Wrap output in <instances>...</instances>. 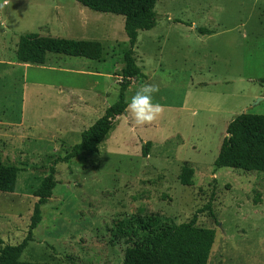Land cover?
I'll return each instance as SVG.
<instances>
[{"label": "rangeland", "instance_id": "1", "mask_svg": "<svg viewBox=\"0 0 264 264\" xmlns=\"http://www.w3.org/2000/svg\"><path fill=\"white\" fill-rule=\"evenodd\" d=\"M154 11L156 25L140 30L134 47L145 77L125 99L156 84L162 114L139 125L126 108L98 151L55 165L57 183L21 260L122 264L130 244L116 234L119 220L155 214L180 223L196 213V225L215 232L207 264H264V171L214 166L229 121L264 114V0H156ZM123 22L77 0H0V156L19 168L14 191H0L4 244L26 235L51 160L116 100ZM28 32L98 40L102 55L20 62L16 44Z\"/></svg>", "mask_w": 264, "mask_h": 264}, {"label": "trees", "instance_id": "2", "mask_svg": "<svg viewBox=\"0 0 264 264\" xmlns=\"http://www.w3.org/2000/svg\"><path fill=\"white\" fill-rule=\"evenodd\" d=\"M80 4L100 12L122 15L123 29L128 47L123 53L124 65L120 69L116 100L80 134V140L73 144L63 156L53 158L47 174L34 190L36 200L30 215L28 230L17 244H4L0 238V264H60L21 260L20 255L32 239V230L41 220V206L52 194L57 183L55 165L68 162L79 151H98L99 144L114 128L115 120L126 112L125 91L136 79L145 77L134 56V47L140 30H148L156 23L154 11L156 0H77ZM102 44L93 39H74L61 36L40 35L28 32L19 35L15 49L20 62L43 64L47 53L99 59ZM150 141L141 147L147 155ZM214 166L264 171V114L240 112L227 124ZM19 168L2 161L0 156V191L13 192ZM191 171L183 166L179 174L182 184L188 181ZM257 202L256 200L254 201ZM210 209V204H206ZM204 209H199L202 212ZM212 216V211H210ZM197 214L187 221L162 222L155 214L138 215L132 220H119L116 234L130 245L123 253L122 264H207L214 241V229L196 225Z\"/></svg>", "mask_w": 264, "mask_h": 264}, {"label": "clouds", "instance_id": "3", "mask_svg": "<svg viewBox=\"0 0 264 264\" xmlns=\"http://www.w3.org/2000/svg\"><path fill=\"white\" fill-rule=\"evenodd\" d=\"M137 67L142 66L138 63ZM158 91V85L146 83L131 97L127 111L137 124H150L162 114L163 106L159 103H153V94Z\"/></svg>", "mask_w": 264, "mask_h": 264}, {"label": "crops", "instance_id": "4", "mask_svg": "<svg viewBox=\"0 0 264 264\" xmlns=\"http://www.w3.org/2000/svg\"><path fill=\"white\" fill-rule=\"evenodd\" d=\"M156 23H157V21H156ZM156 23H155V25H156ZM155 25H154V26H155ZM154 26H153V27H154ZM153 27H152V28H153ZM150 29H151V28H150Z\"/></svg>", "mask_w": 264, "mask_h": 264}]
</instances>
